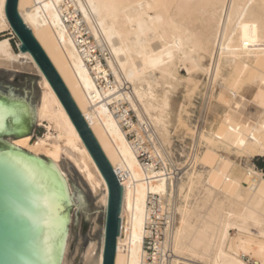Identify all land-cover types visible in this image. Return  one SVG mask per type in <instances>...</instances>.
<instances>
[{"label": "bare ground", "instance_id": "1", "mask_svg": "<svg viewBox=\"0 0 264 264\" xmlns=\"http://www.w3.org/2000/svg\"><path fill=\"white\" fill-rule=\"evenodd\" d=\"M7 1L0 0V33L11 30L16 36ZM18 7L123 183L115 264H142L150 234L147 225L158 205L170 211L173 235L165 244L174 254L171 264H264V212L262 217L257 212L264 184L249 196L243 210H224L213 203V211L199 216V204L193 207L188 199L202 174L193 172L187 182L177 177L171 172L167 149L169 126L173 119L181 123L184 111L179 105L181 111L172 118L171 95L185 82L198 88L204 77L208 82L203 119L212 114L222 122L223 133L225 125L255 124L252 132L239 131L240 138L233 136L229 143L205 134L200 124L199 139L227 150L233 144L244 145L250 155L264 156V98L257 101L262 109L259 118L249 117L241 95L225 84L218 86L219 80L234 73H264V0H19ZM20 47L19 41L16 52L8 38L0 39V68L19 72L29 64L42 79L37 125L46 123L47 133L35 141L29 134L8 143L53 161L72 209H85L86 198L73 188L64 161L99 195L104 211L100 248L89 242L84 261L104 264L108 184L46 76ZM250 90L258 96L254 86H246ZM260 90L264 91V82ZM132 133L134 140L128 137ZM247 136L254 139L246 140ZM143 153L152 162L143 161ZM193 157L195 162L198 155L194 152ZM195 218L200 220L196 223ZM70 226L62 264L72 263ZM233 230L236 237L231 236Z\"/></svg>", "mask_w": 264, "mask_h": 264}, {"label": "water", "instance_id": "2", "mask_svg": "<svg viewBox=\"0 0 264 264\" xmlns=\"http://www.w3.org/2000/svg\"><path fill=\"white\" fill-rule=\"evenodd\" d=\"M19 0L7 1V16L71 117L109 187L104 264H115L121 232L123 183L106 157L61 75L25 24ZM40 77L0 69V264H62L72 215L71 197L51 159L8 143L37 125Z\"/></svg>", "mask_w": 264, "mask_h": 264}, {"label": "rangeland", "instance_id": "3", "mask_svg": "<svg viewBox=\"0 0 264 264\" xmlns=\"http://www.w3.org/2000/svg\"><path fill=\"white\" fill-rule=\"evenodd\" d=\"M5 37L10 40L14 50L19 52V39L17 36L11 30H7L0 33V39ZM23 62L25 63V61ZM0 69L10 71L4 68ZM17 73L39 77L29 64H25V70ZM182 74L187 77L185 70L182 71ZM40 82L41 80L37 81V84L42 93ZM207 82L208 80L203 77L200 79L198 88H194L193 85L185 82V85L183 84L179 90L171 95L172 105L175 106H172L170 110L172 118H175L177 111L178 113L181 111L179 105L184 106V111L182 113V122L179 123L173 119L170 124L171 126H169L171 140L169 139L167 147V149L169 148L168 151L171 152V163L169 165L173 174L178 175L177 177H183V180L186 182L188 181L187 178L193 172L196 171L198 174H202L200 181H195L196 184L188 199L189 204L193 207L199 204L197 206L200 207L197 209L199 211V213L197 212L198 215L201 214L199 216H204L213 211L215 205L218 204L224 210H230L232 208L236 211L243 210L244 205L250 198L249 196L254 190H260L264 184V156L250 155L246 150L247 146L244 145L238 147L233 144L227 150L222 145L219 146L220 148H215L202 139H199L198 131L200 124L202 125L201 130L205 134L218 136L219 138L223 137L228 143L232 140L233 136L240 138L238 136L239 131L245 134L252 132L255 124L254 122L243 126L235 125L234 127L225 125L227 132L223 133L221 132V128H223L222 122L215 120L212 114L209 116V119H203V105L207 92ZM262 82H264L263 72L246 71V73L240 76H235V73L231 76L228 75L226 80H219L218 86L220 87L225 84V87L232 89L236 94H240L245 111L249 117L258 119V114L262 112V109H259L257 101L264 98V91L260 90ZM246 86H254L258 96H256L253 90L246 91ZM46 125L44 123L43 125L35 126L31 133L34 141L47 133ZM262 126L264 128V120ZM252 139H254V136L246 137V140ZM194 152L198 155V159L192 162ZM206 153L212 154V158H206ZM63 167L70 174L71 184L75 191L85 196L87 205L85 209H72V224L70 226L72 241L69 251V261L72 262L71 264H86L84 261V253L89 242H96L99 245L98 250L100 248L102 228L104 226V211L98 201L100 200L99 195L91 191L79 172L73 169L66 161L63 162ZM214 169L219 170L215 173L213 172ZM239 197L244 198L238 202L239 199L237 198ZM183 205H185V202ZM221 211L218 212L219 219L224 212L223 210ZM257 212L262 217L261 213L264 212V195ZM196 220L199 221L200 218H195L194 221L196 222ZM250 227L254 231H258V228L252 222H250ZM236 235L237 231L233 230L231 236L236 237Z\"/></svg>", "mask_w": 264, "mask_h": 264}, {"label": "built area", "instance_id": "4", "mask_svg": "<svg viewBox=\"0 0 264 264\" xmlns=\"http://www.w3.org/2000/svg\"><path fill=\"white\" fill-rule=\"evenodd\" d=\"M132 117L135 122L138 121L133 113ZM125 130L129 131L128 127H125ZM128 137L131 140L136 139V135L134 133L129 134ZM146 145L151 146V143L148 141L146 142ZM141 159L147 163L152 162L147 153H143ZM161 166L162 162L160 161L158 162V167ZM154 208L157 214L155 213L152 215V218L147 225V230L150 234L145 240L144 248L147 256L144 257L142 264H171L174 254L165 244L173 235L171 228L172 223L170 222V211L166 209L163 210V208L161 210L159 205Z\"/></svg>", "mask_w": 264, "mask_h": 264}, {"label": "snow or ice", "instance_id": "5", "mask_svg": "<svg viewBox=\"0 0 264 264\" xmlns=\"http://www.w3.org/2000/svg\"><path fill=\"white\" fill-rule=\"evenodd\" d=\"M4 109V104L3 103H0V112H2Z\"/></svg>", "mask_w": 264, "mask_h": 264}]
</instances>
